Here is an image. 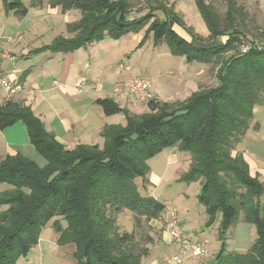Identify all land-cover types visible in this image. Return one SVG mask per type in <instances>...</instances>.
<instances>
[{"label": "trees", "instance_id": "16d2710c", "mask_svg": "<svg viewBox=\"0 0 264 264\" xmlns=\"http://www.w3.org/2000/svg\"><path fill=\"white\" fill-rule=\"evenodd\" d=\"M223 1L222 18L211 2L196 0L209 38L226 37L223 43H205L176 32L173 26L185 27L184 21L163 1L129 18V0H27L26 5L22 0H3L5 11L18 17L45 3L80 12L79 19L67 24L72 37L59 35L35 52L73 51L106 36L117 39L144 30L142 41L151 33L156 43H165L170 53L185 57L186 62L211 64L217 83L182 100L154 98L149 111L140 114L121 108L109 97L98 98L95 102L106 115L121 112L125 124H106L100 131L101 146L73 148L57 141L30 106L4 98L0 130L22 122L45 165L39 167L20 153L0 161V185L11 186L0 192V264H14L17 257L26 256L53 218L58 242L76 246L78 264H139L146 250L136 251L130 245L131 232H118L115 214L128 209L149 221L165 211L164 203L141 194L135 180L141 178L146 185L147 160L174 145L190 154L184 178L200 180L198 200L207 214L206 227L220 214L218 233L223 240L242 211L243 219L256 229L257 237L246 252L220 249L211 253V264H264V180L250 174L240 153H232L252 120L253 106H264V43L254 39L246 42L248 50L235 49L245 38L239 27L248 19V11L245 0ZM158 10L164 17L156 15ZM260 35L264 37V31Z\"/></svg>", "mask_w": 264, "mask_h": 264}, {"label": "rangeland", "instance_id": "374dc122", "mask_svg": "<svg viewBox=\"0 0 264 264\" xmlns=\"http://www.w3.org/2000/svg\"><path fill=\"white\" fill-rule=\"evenodd\" d=\"M26 5L27 0H22ZM130 10L129 18H134L146 13L148 7L156 6L163 1L168 7L172 6L175 11L174 2L179 4L181 13L176 12L183 19L185 27L175 24L173 27L178 30L187 40L197 37L201 42L223 43L226 40L225 36L215 39L209 38V30L202 18L196 0H129ZM211 2L219 15L223 18L226 12V3L223 0H206ZM241 2L238 1V4ZM245 8L248 11V19L244 18L241 27L245 38L236 45V48H241L243 44L250 40H256L264 43V37L260 35L264 31V0H245ZM4 3L0 0V24L5 25V28L0 30V45L9 46L11 40L15 41V34L18 29L26 28L30 30L33 25L39 23L40 15H45V23L48 20L46 7L38 8L39 12L33 10L25 17H21L19 21L13 16H6L3 11ZM139 10V11H137ZM64 12V11H63ZM157 16L164 17L160 10L155 11ZM74 15H77L75 18ZM80 12L75 10L74 13L68 15L70 21L79 19ZM63 15H60L57 20L61 23ZM37 23V24H38ZM71 23V22H70ZM50 27L46 31H42L41 37L29 35L25 37L26 44L34 45L28 53L35 52L36 49H41L43 46L50 45L52 41L59 35H68L67 25L62 27L53 26L55 20H51ZM20 26V27H19ZM192 29V35L189 29ZM39 30V26L35 28ZM70 33V32H69ZM67 37V36H66ZM11 39V40H10ZM243 42V43H242ZM234 45V47H235ZM163 48L168 56L158 59L152 53V47L148 46L139 53L133 55L134 71L136 76L146 77L150 81L152 75L156 72L162 74L159 80H163V85L171 84L168 90L170 93H178L183 85H190L191 76L203 78V86L216 85L215 67L211 64L197 63V65L187 64L185 57L170 53L167 45L163 43ZM31 47V46H30ZM234 47L227 52L232 53ZM49 51V50H43ZM144 52V62L139 59ZM144 63V64H143ZM203 64V65H200ZM143 65H146L144 67ZM160 68V69H159ZM171 69V70H170ZM190 79V80H187ZM158 79V78H156ZM165 80L168 82L165 83ZM185 81V83H184ZM156 85V83L154 82ZM157 86V85H156ZM153 88L150 84V91ZM166 88V86H165ZM120 92V90H119ZM152 93V92H151ZM128 104L133 113L140 114L149 111L148 106H134L129 101ZM124 109V108H123ZM121 112L112 115L121 117ZM124 115V114H123ZM123 121V125H124ZM22 152L27 158L33 160L39 167L45 165V158L36 151L35 147L29 142L27 147L23 148ZM233 155L240 153L246 160L250 174L256 176L259 180H264V106L255 104L252 110V120L246 129L242 139L237 143L232 151ZM5 156L3 157V159ZM1 161V159H0ZM190 154L187 151H182L177 145L167 147L160 153L154 155L147 160L149 170L147 172V183L143 185L141 178L135 180V183L143 195H151L165 204V211L157 218L146 220V218H137L134 213L128 209H122L115 214V224L118 232H131L133 239L132 245L136 251L146 250V253L140 258L139 264H160L162 257L172 253V246L166 247L160 240L162 229L165 237H171L166 226L165 218L172 211L178 212V218H182L181 225L184 235L193 241H204L208 252H218L222 249L223 252H246L257 237L255 226L243 219L241 211L237 218L230 224L226 231V236L221 240L218 233V222L220 214L217 215L215 222L209 226H204V221L207 214L203 205L199 203L198 194L200 193V180H185L184 175L189 169ZM252 166V167H251ZM252 168V170H251ZM0 186V192L8 190L11 186ZM3 208V207H2ZM0 206V211H1ZM54 218L49 221L41 230L39 241L32 246L26 256H19L14 264H78V259L75 256L76 246L73 243L60 244L57 240L58 232L53 226ZM61 226L65 227L66 222L61 219ZM213 257H209L203 264H211ZM181 264H197L190 256L182 257Z\"/></svg>", "mask_w": 264, "mask_h": 264}, {"label": "crops", "instance_id": "0c3cea01", "mask_svg": "<svg viewBox=\"0 0 264 264\" xmlns=\"http://www.w3.org/2000/svg\"><path fill=\"white\" fill-rule=\"evenodd\" d=\"M174 4L175 11L181 13L179 4L176 2ZM43 6L46 7L43 9L49 15L47 23L44 22L47 16L40 15L39 23L33 25L30 30L18 29L15 41L10 39L9 46L0 45L1 71L22 86V90L13 96L12 101L30 106L34 114L43 122L45 129L50 131L55 139L66 148H73L77 144H99L101 146L103 144V137L100 135L101 129L106 124H123L125 117L123 114H120L121 117L106 115L95 101L98 98L109 97L121 108L132 111L126 97L122 94L113 95L112 92L115 89L124 90L130 80L136 77L137 73L134 71V66L131 65V62L134 61L133 55L148 46L152 47V53L158 59L165 58L168 54L161 46L163 43H156L151 33L142 41L144 30L137 33L130 32L117 39L106 36L102 40L91 42L68 52L38 51L28 53L30 49L34 48V45L26 44V36L41 37L42 31H46V28L50 27L52 19L56 21L53 26L67 25L72 22L68 15L75 12L74 9L63 12L59 6L50 7L45 3L42 6L29 7L26 15L31 10L39 12L36 9ZM3 11L6 16H13L17 21L21 18L14 15L13 12L5 11L4 7ZM60 15H63L64 18L61 23H58ZM74 16L77 18V15ZM37 26H39V30H35ZM3 28L5 25L0 24V30ZM175 31L183 36L178 30L175 29ZM67 34L65 37L73 36L72 33L67 32ZM4 53L9 54L12 59L3 56ZM142 53L140 62H144L145 56L144 52ZM186 63L197 65L196 62ZM143 66L146 67V65ZM161 76L160 72H156L152 75L151 81L148 79L151 87L153 83L152 95L159 101L172 102L185 99L204 84L203 78H197L196 74L195 77L191 76V80L187 78L191 82L190 85H183L178 93H170L168 88L171 84L165 80V83L168 82L165 88L162 84L163 80H159ZM55 80L59 81L58 85L54 84ZM80 81L81 84L77 87L76 84ZM4 98L5 92L0 87V103L4 101ZM28 144L29 139L22 122H15L0 130V159L16 153L25 155L22 150ZM183 220L180 218L182 224H184ZM206 221L207 218L204 221V226H206ZM163 229L160 240L165 243L166 247L172 246L174 251L172 241L165 237ZM205 241L207 240L205 239ZM215 252L213 251L212 254Z\"/></svg>", "mask_w": 264, "mask_h": 264}, {"label": "built area", "instance_id": "2783aa9c", "mask_svg": "<svg viewBox=\"0 0 264 264\" xmlns=\"http://www.w3.org/2000/svg\"><path fill=\"white\" fill-rule=\"evenodd\" d=\"M250 48V44L246 43L241 46L242 51H246ZM3 56L11 58L9 54L4 53ZM55 85L59 84V81H54ZM81 81L76 84L80 86ZM0 87L5 92V99L9 100L13 98L15 94L22 90V86L19 82L11 80L0 69ZM113 95L122 94L126 99L134 106H148V103L154 99L150 91V81L145 77L136 76L132 78L128 86L119 92L118 89L113 90ZM166 227L168 228L174 251L162 257L160 264H181L182 257L190 256L197 264H202L211 253L207 251L205 247L206 241H193L187 238L181 229V222L178 218L177 212L172 211L166 218Z\"/></svg>", "mask_w": 264, "mask_h": 264}, {"label": "water", "instance_id": "95a60500", "mask_svg": "<svg viewBox=\"0 0 264 264\" xmlns=\"http://www.w3.org/2000/svg\"><path fill=\"white\" fill-rule=\"evenodd\" d=\"M170 25H172V22L170 21Z\"/></svg>", "mask_w": 264, "mask_h": 264}]
</instances>
